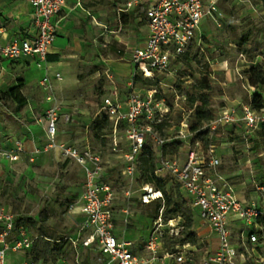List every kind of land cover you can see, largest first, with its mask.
Masks as SVG:
<instances>
[{
	"label": "built area",
	"instance_id": "2783aa9c",
	"mask_svg": "<svg viewBox=\"0 0 264 264\" xmlns=\"http://www.w3.org/2000/svg\"><path fill=\"white\" fill-rule=\"evenodd\" d=\"M138 1L130 0L128 6ZM221 2L222 0H157L148 7L145 14L149 34L145 44L132 52L131 60L135 69L126 84V97H121L109 68L106 74L112 87L110 94L103 98L99 106L98 116H106L112 122L114 151L120 150L117 137L120 131L123 129L126 134L128 151L122 155V174L129 186L125 191L128 197L132 193L131 186L140 165L139 156L145 146L152 140L159 147L156 176H170L178 183L194 213L218 238L217 249L207 250V255L200 264H264V232L260 227L264 221V184L255 186L257 199H240L235 186L219 171L221 158L214 144H209L205 149L202 141L197 139L198 132L191 131L188 117L192 110L179 102L181 96L184 99L185 95L174 91L175 102L170 104L160 88L151 87L142 92L134 80L137 74L143 78L156 79L158 74L168 72L174 62H179L184 54L190 52L198 38L200 46L198 31L202 20L210 18L219 23L225 15L220 8ZM29 3L38 28L37 34L0 45V57L9 60L30 57L43 70L40 86L45 91V100L50 104L44 116L38 119L40 123L46 124L44 150L58 151L64 160L76 163L83 170L82 194L70 204V211L80 216L78 234L67 237L72 248L80 246L96 250L102 256L103 264L195 262L193 255L198 247L189 242L178 246L176 250L165 249L163 227H166L168 237H178L184 229V222L181 217L165 221L162 216L163 208L153 221V228L142 253L137 251L134 240L127 239L116 231L113 208L116 192L113 185L105 180L106 166L102 152L90 145L79 147L58 139L60 122L69 123L72 115L63 111V106L56 97L55 81H62L63 74L51 70L48 56L59 27L53 18L62 10L66 0H29ZM249 88L251 94L260 90L251 85ZM261 92L264 96V92ZM176 107L183 117L175 134L164 137L160 133L161 129ZM238 124H242L249 133L261 129L264 125V103L260 109H254L250 103L225 106L201 130L208 132L212 138L219 129ZM88 128L87 133H92L90 126ZM177 140L182 142V146L188 147L183 159L178 153L164 155L162 152L164 145ZM23 152L24 145L16 140L13 151L0 147V161L16 162ZM38 152L39 149L36 148L32 153ZM140 183L139 198L142 204L163 198L162 192L152 184L143 183L141 179ZM124 212L127 213V209ZM123 221L128 223V217ZM234 224L240 227L237 242L233 239ZM0 225V264H52L33 259L22 262L7 259L9 253L28 250L33 245L34 238L23 225L16 227L15 214L4 207H0ZM77 264H80L78 259Z\"/></svg>",
	"mask_w": 264,
	"mask_h": 264
},
{
	"label": "rangeland",
	"instance_id": "374dc122",
	"mask_svg": "<svg viewBox=\"0 0 264 264\" xmlns=\"http://www.w3.org/2000/svg\"><path fill=\"white\" fill-rule=\"evenodd\" d=\"M107 1V31L104 33L97 31L93 38L92 48L83 52L82 58L79 59L80 64L84 65L81 69L83 79L63 69L65 75L63 73L62 83L72 86L76 99L75 104L83 111L87 109L88 113L76 111L72 114L69 123L63 122L62 137L63 140L70 141L79 147L86 145L89 138V145L102 152L106 169L110 171L105 180L113 185L116 192L113 204L116 231L126 236L127 239L134 240L137 251L142 253L146 239L153 228V220L148 216L149 210L140 201L139 178L144 180L142 173L148 174L151 164L157 163L160 149L154 141H149V149L142 159V164L138 167L131 186L132 193L128 197L125 191L129 186H127L126 177L122 174L124 167L122 155L128 151L124 130L122 129L117 136L120 142V150L117 151L113 150L111 134L106 136L105 144L95 138L92 133L86 136V130L89 129L87 125H90L93 117L96 116L103 98L110 94L112 83L105 73L106 70L111 66L110 72H114L112 68L116 64L114 62L126 63L120 59L129 56L130 48L135 44L139 33L137 18L139 13L136 11L134 14V10H130L129 1ZM140 1L138 4H141ZM119 8L126 9V15H123ZM220 8L225 15L219 23L210 18L202 20L199 29L203 32L201 45L198 44L199 38L193 44V52L198 51L195 60H191V63L186 60L174 62L168 72L158 74L155 80H142L137 83V87L142 92L150 87L160 88L162 94L167 97V102L172 104L175 102L174 91H177L180 95H185L184 99L181 96L179 102L189 108L192 95L197 92L201 80L208 76L212 85L211 101L215 114L223 107L232 105L235 99L242 103L249 102L251 97L246 71L256 63L262 62L264 66L263 6L255 0H222ZM4 63L7 67H12V72L17 74V78L23 75L26 77L28 84L24 90L29 97L41 95L45 97V92L39 86V81L43 76L42 69L36 63L32 65L31 70L11 63L9 59H5ZM222 66L225 68L223 69ZM95 67H99V73L91 77L90 71ZM130 69V65H125L122 68L124 74H118L116 78L113 76L114 80L121 86L125 85L127 79L131 78ZM101 80L106 83L107 88L106 90L101 89L100 94ZM259 89L264 92V87ZM1 103L3 106L0 107V147L13 151L15 141L18 140L23 144L24 136L30 131L22 128L20 115L11 114L6 110H13L12 100ZM36 106L39 108L38 104ZM39 110L37 111L40 112ZM41 117V113L37 114L34 123L37 124ZM182 117L179 108H174L164 122L160 132L162 136L172 137ZM189 119L191 120L190 116ZM34 128L39 131L38 127ZM36 135L40 142L36 147L39 149L38 153H32L36 149L34 148L29 155L21 153L16 162H0V207L10 210L16 217L24 215L34 216L37 219L46 207L48 224L54 230L77 235L80 216L70 211V204L78 198L83 189L82 169L75 163L66 162L58 151L44 150L46 141L44 142L43 134L38 132ZM212 138V144L221 158L219 171L230 183L237 189H244L248 193L252 192L257 184H264V130L258 128L249 133L242 124H238L219 129ZM187 150V145H183L178 151L182 159ZM106 160L110 162L106 163ZM108 165H113L114 169L112 170ZM167 180L169 191L180 189L170 176H167ZM252 196L257 197V194L253 192ZM126 209L127 213L124 212ZM126 216L128 223L123 221ZM199 222L200 218L195 214L197 226ZM241 223L244 224V222ZM16 227L18 228L19 225L17 224ZM233 229V239L237 242L240 227L233 226ZM29 234L34 238L37 232L31 229ZM168 236L166 227H163L162 239L165 249H177V245L166 243ZM62 244L63 246L60 247H62L64 258L61 257L56 262L49 260V262L77 264V259L80 264H103L104 262L96 250L80 246L73 249L71 242H62ZM197 247L198 251L194 253V259L196 264H200L207 255L209 246H206L205 242L200 239ZM29 257L28 251L19 250L9 253L7 259L22 262Z\"/></svg>",
	"mask_w": 264,
	"mask_h": 264
},
{
	"label": "crops",
	"instance_id": "0c3cea01",
	"mask_svg": "<svg viewBox=\"0 0 264 264\" xmlns=\"http://www.w3.org/2000/svg\"><path fill=\"white\" fill-rule=\"evenodd\" d=\"M156 1L157 0H141L140 1L141 4H138L137 2L131 6L130 10H134L133 12L134 14H136V11H138L139 13V16L137 17L139 20V33L135 44L130 48L131 50L130 53L128 54L129 56L127 58L120 59L126 61V63L113 61L114 63H116L114 64L115 66L112 67L114 68L113 71L115 70L114 72H112L113 76H115L114 78H116L118 74H124L122 68L125 65L131 66L130 74L132 76L135 67L131 60L132 58L131 54L136 48L143 46L147 40L149 29H148L145 13L147 8L150 7L152 4H154ZM107 5H108L107 0H66V3L63 6L62 10L53 18L54 22H56L59 25V27L56 38L51 46L50 54L48 56L50 68L52 71L61 72L63 74L64 73L63 69H64L67 70V72L76 74L78 78H80L81 80L83 79L84 75L82 74L81 69L84 65L80 64L79 59L82 58L83 52L92 48V43L95 33L97 31L98 32L103 31V33L107 31V16H108ZM119 11H122V14L126 15L125 14L126 9L119 8ZM37 31L38 28L33 18V9L29 3V0H0V45H5L14 39L23 40L25 38L34 37L37 34ZM198 36L202 37L203 32H200L199 30ZM4 60L5 58L0 57V91H4L10 87L17 85V81L19 79L17 78V74L12 72L11 69L12 67L11 66L7 67L5 65ZM10 61L11 63L19 64V66L27 67V70H31L32 65L35 63L34 60L30 57H25L20 60H10ZM109 67L111 69V66ZM222 68L224 69L225 66H222ZM17 70L18 68L16 69V71ZM96 73H99V67H95L93 70H91L90 76L92 77ZM42 75H43V70H42ZM21 78L24 79V87L22 89V92L27 97L28 103L19 113L14 112V110H8V109L6 110L9 111V113L11 114L20 115L21 118H19V120L21 121L20 123L22 125V128H27L30 131V133L28 135H25L22 140L24 145L23 153L25 155H29L33 151V149L39 146L40 144V142L37 140L38 137L36 135L38 132H41L43 134L44 142L47 139L46 131H45L46 124L44 122L43 123L38 122L39 124L38 123L35 124L34 122H36L35 119L37 114L41 113L42 116H44L45 110L49 107L50 104L45 100V97H43L42 95L29 97V95L24 90L25 86L28 84L26 77L23 75L21 76ZM62 81H64V76ZM62 81H55V94L58 101L61 102L63 106V111L66 113H70L71 115L76 111L80 113L81 112L88 113V111H86L87 109H84L83 111L77 106V104H75L76 99L74 97V89L72 88V86L70 84L62 83ZM127 82L128 79L125 85L121 86L116 81L122 98L126 97L128 91L126 88ZM39 86H40V81H39ZM106 88H107L106 83L104 81H102V83L100 82L99 91H101V89L106 90ZM251 96L252 94L250 91V97ZM237 103H242V102L238 99L232 101V104H237ZM37 104L39 108H37L36 106ZM1 106H3V104L0 102V107ZM27 106L28 108L26 109ZM37 110H39L40 112H38ZM97 116H98V112H96V116L93 117L91 123L94 121V119ZM25 121H28L29 123L27 124ZM62 123L63 121H61L59 124L58 139L61 141H67V140H63L62 137V127H63ZM89 126L90 125H87V128ZM34 127H38L39 131L38 130L36 131ZM87 130H86V136L87 134L90 135L89 133H87L88 132ZM110 134L112 136V133ZM86 143H87L86 145H89V138L86 141ZM61 158L63 157L61 156ZM2 161H6V160H2ZM106 161H107L106 163L110 162L109 160ZM66 162L74 163L70 161H66ZM108 167H110L112 170L114 169L113 165H108ZM109 172L110 171L106 169L105 178L107 177ZM82 174L84 178L83 170H82ZM236 191L238 197L242 200L257 199V197L252 196L253 192L255 193L254 190L248 193L244 189L236 188ZM81 194L82 191L80 192L79 196H81ZM261 223L262 224L260 225V227L264 232V221H262ZM233 226L239 227L236 224H234ZM195 228L197 230L198 235L200 236L201 241L205 242L206 246L207 245L209 246L208 250L209 251L216 250L219 245L218 238L215 234H213L210 227L205 225L203 221L200 219L198 226L195 223Z\"/></svg>",
	"mask_w": 264,
	"mask_h": 264
},
{
	"label": "trees",
	"instance_id": "16d2710c",
	"mask_svg": "<svg viewBox=\"0 0 264 264\" xmlns=\"http://www.w3.org/2000/svg\"><path fill=\"white\" fill-rule=\"evenodd\" d=\"M263 6L264 10V0H255ZM248 40V38H246ZM198 52V51H197ZM197 52H193V46L190 52L184 54L181 60H186L191 63L194 61ZM190 60V61H189ZM263 63H256L255 66L249 68L246 71V80L251 86L257 88L264 87V68ZM134 80L136 83L142 80H155L149 78H143L140 75H135ZM102 83V80H101ZM24 87V79L19 78L17 85L10 87L4 91L0 92V102H5L12 100V105L14 112L19 113L28 103L27 97L23 94L22 89ZM102 91L99 93L101 94ZM212 85L210 78L208 76L204 77L199 85V88L195 94L192 95L190 99L189 109L192 110L190 113L191 120L189 119V126L191 131H197V139H200L203 146L206 148L212 143V139L208 132L201 130L203 125L215 118V111L212 108ZM254 109H260L264 103V96L260 90L255 91L249 102ZM91 130L94 137L100 142L106 143V136L112 133L113 125L112 122L103 115L97 116L94 121L90 124ZM161 128V125L158 126ZM264 130V125L261 128ZM147 144L139 156L140 165L142 164V159L145 156L147 150L149 149ZM182 147L181 141H172L162 147V152L164 155L170 154L174 155L178 153ZM156 164L152 163L148 174L142 173L144 180L140 177L143 183H150L154 186L156 190H159L163 194V198L154 200L149 204H143L148 210V216L154 221L158 218L161 208H163V219L167 221L168 219L181 217L183 219L184 229L182 230L180 236L178 237H167L166 243L175 244V246H181L184 243H191L192 245L198 246L200 241V236L195 230V213L188 204V200L184 196L181 189H176L175 191L168 190V180L167 178H160L155 174ZM177 186L179 187L178 183ZM180 188V187H179ZM23 225L28 233L31 229L35 230L37 234L34 236L33 245L26 251L29 253V259L44 263L56 262L58 259L63 258V251L61 245L62 242L66 243L69 241L67 237L69 234L59 232L54 230L48 224V213L46 207L41 211L39 219L32 216H17L16 225ZM173 250V249H172ZM176 250V249H175ZM51 260L52 262H49ZM193 260L194 255H193ZM55 264V263H52ZM183 264H196V262L187 261Z\"/></svg>",
	"mask_w": 264,
	"mask_h": 264
}]
</instances>
